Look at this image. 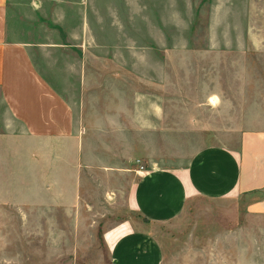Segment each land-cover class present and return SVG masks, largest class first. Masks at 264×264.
Masks as SVG:
<instances>
[{
    "label": "crops",
    "instance_id": "crops-1",
    "mask_svg": "<svg viewBox=\"0 0 264 264\" xmlns=\"http://www.w3.org/2000/svg\"><path fill=\"white\" fill-rule=\"evenodd\" d=\"M186 4L0 0V213H73L91 183L103 186L118 217L104 235L110 264H161V240L140 219L170 226L195 199L246 197L245 213L264 217V30L208 29V45L185 49L138 44L163 38L162 23L179 21ZM184 52L194 60L171 61ZM206 62L226 66L224 78L215 68L203 80ZM220 101L240 121L203 115ZM169 133L214 136L179 161H154L151 150H167ZM139 156L151 160L142 169L133 166Z\"/></svg>",
    "mask_w": 264,
    "mask_h": 264
},
{
    "label": "rangeland",
    "instance_id": "rangeland-1",
    "mask_svg": "<svg viewBox=\"0 0 264 264\" xmlns=\"http://www.w3.org/2000/svg\"><path fill=\"white\" fill-rule=\"evenodd\" d=\"M203 2V5H198L197 0H187L185 6L177 7L180 12L179 21L162 23L163 38L152 40L139 37L138 44L163 43L185 49L208 45L211 40L205 37L208 29H214L218 33L225 29L264 30V0H234L233 6L227 7L220 3L213 7L205 5L207 0ZM210 17L213 20L210 21ZM41 20L44 19L39 16L36 24L38 27H45L47 23H40ZM10 26L13 30L20 26L17 16L12 15V8ZM139 26L145 30V23H139ZM16 36L14 34L12 37ZM212 40L220 42L224 39ZM140 57L145 58L146 55H139ZM170 57L171 61L177 57L183 61L194 60V54L188 52L171 54ZM220 60L225 63V58ZM215 68L219 78H224L226 66L223 64H202L197 72L201 73L203 80L208 81L211 70ZM175 77V71L171 69V79ZM172 83L171 81V90L174 87ZM175 83L177 84L176 81ZM219 90L224 99V83L220 84ZM1 105L0 103V110H3ZM226 110L225 102L220 101L211 111L203 110V115H213L212 118L217 117L219 123L240 121L234 117L227 118ZM212 136L214 135L206 133L165 134L168 149L151 150V157L154 161H179L180 157H186L197 148L211 144ZM148 158L150 157L139 156L137 159L140 161L133 166L140 168L145 161H151ZM102 188L103 186L99 188L91 183L89 198L73 213L62 212L60 209L36 215L0 213V222H9L8 230L0 229V252L3 249V234L7 238L4 248L9 249L10 257L9 261H3V254H0V264H110L109 247L104 235L115 225L118 217L113 212L115 206ZM245 204L246 197L195 199L170 226L148 224L139 216L137 218L142 227L147 226L160 238L161 264H264V217L257 213L246 214ZM19 222L25 225L29 222V227L35 228H28L24 224L20 227ZM18 254H21L19 259Z\"/></svg>",
    "mask_w": 264,
    "mask_h": 264
},
{
    "label": "built area",
    "instance_id": "built-area-1",
    "mask_svg": "<svg viewBox=\"0 0 264 264\" xmlns=\"http://www.w3.org/2000/svg\"><path fill=\"white\" fill-rule=\"evenodd\" d=\"M140 169H142V166L140 165Z\"/></svg>",
    "mask_w": 264,
    "mask_h": 264
}]
</instances>
